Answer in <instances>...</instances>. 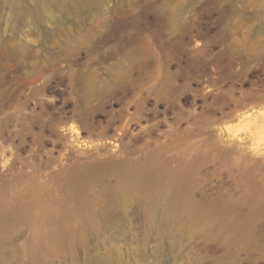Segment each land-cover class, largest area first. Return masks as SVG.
I'll return each mask as SVG.
<instances>
[{
	"label": "rangeland",
	"instance_id": "1",
	"mask_svg": "<svg viewBox=\"0 0 264 264\" xmlns=\"http://www.w3.org/2000/svg\"><path fill=\"white\" fill-rule=\"evenodd\" d=\"M73 2L0 0V264H264V0Z\"/></svg>",
	"mask_w": 264,
	"mask_h": 264
},
{
	"label": "clouds",
	"instance_id": "2",
	"mask_svg": "<svg viewBox=\"0 0 264 264\" xmlns=\"http://www.w3.org/2000/svg\"><path fill=\"white\" fill-rule=\"evenodd\" d=\"M227 133V139H240L245 134L251 141L249 150L255 155H264V108L249 114H239L237 123H226L220 127V134Z\"/></svg>",
	"mask_w": 264,
	"mask_h": 264
},
{
	"label": "bare ground",
	"instance_id": "3",
	"mask_svg": "<svg viewBox=\"0 0 264 264\" xmlns=\"http://www.w3.org/2000/svg\"><path fill=\"white\" fill-rule=\"evenodd\" d=\"M85 1L86 0H74V2L72 3V7L70 9L77 10L78 9L77 6H79V5H85ZM62 7H63L64 10L68 9V7H66L64 4H63ZM178 209H179V207L177 205L172 206V208H170L168 210L169 216L175 215L176 214V211H178Z\"/></svg>",
	"mask_w": 264,
	"mask_h": 264
}]
</instances>
